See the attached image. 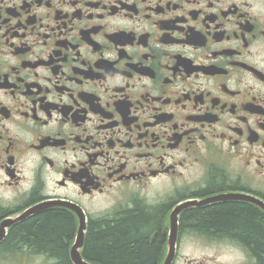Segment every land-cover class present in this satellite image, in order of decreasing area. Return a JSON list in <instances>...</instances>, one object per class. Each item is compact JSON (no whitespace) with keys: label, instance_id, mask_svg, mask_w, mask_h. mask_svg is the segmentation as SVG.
Returning a JSON list of instances; mask_svg holds the SVG:
<instances>
[{"label":"flooded vegetation","instance_id":"flooded-vegetation-1","mask_svg":"<svg viewBox=\"0 0 264 264\" xmlns=\"http://www.w3.org/2000/svg\"><path fill=\"white\" fill-rule=\"evenodd\" d=\"M50 202L79 207L85 235L104 213L164 207L160 264L179 208L172 264H264L201 218L264 216V0H0V264L56 263L4 245L44 211L72 215L74 243L71 208L17 219Z\"/></svg>","mask_w":264,"mask_h":264},{"label":"trees","instance_id":"trees-1","mask_svg":"<svg viewBox=\"0 0 264 264\" xmlns=\"http://www.w3.org/2000/svg\"><path fill=\"white\" fill-rule=\"evenodd\" d=\"M164 214V207L137 206L95 217L85 235L83 257L99 264H160L164 244L160 223ZM201 218L204 229L236 237L256 253L264 254V216L255 209L229 204L203 213ZM75 231L72 215L53 209L17 226L4 245L29 246L52 257L55 264H72L70 248Z\"/></svg>","mask_w":264,"mask_h":264},{"label":"water","instance_id":"water-1","mask_svg":"<svg viewBox=\"0 0 264 264\" xmlns=\"http://www.w3.org/2000/svg\"><path fill=\"white\" fill-rule=\"evenodd\" d=\"M55 206V205H61L64 207H68L71 208L73 211H75L78 215H79V227H78V231H77V235H76V239L75 242L73 244V246L70 249V256H71V260L73 262V264H91L89 262H87L84 258L83 255L81 253V248L84 244V239H85V232H86V218H85V214L83 213V211L72 204H68V203H64V202H50V203H41L37 206H34L30 209H28L26 212H24L22 214L21 217L17 218V219H22L34 212L40 211L42 209H44V207L47 206ZM179 208H177L176 210L173 211L172 216H171V220H172V225L170 228V235H169V242H168V252L166 255V258L163 262V264H171L173 262L174 256H175V252H176V232H177V226H176V214L178 213ZM16 219V220H17ZM15 219H8L6 220L7 222L2 224V227H6L7 225L11 224L10 222L13 221ZM2 232V229H1ZM0 232V234H2Z\"/></svg>","mask_w":264,"mask_h":264},{"label":"rangeland","instance_id":"rangeland-1","mask_svg":"<svg viewBox=\"0 0 264 264\" xmlns=\"http://www.w3.org/2000/svg\"><path fill=\"white\" fill-rule=\"evenodd\" d=\"M184 250L186 252V256L190 258L201 259L204 256L216 253L218 256L217 260H228L229 259V248L228 247H219L218 245L210 246L203 243L197 242H188L184 246ZM230 260V259H229ZM31 264H44L42 261L36 259L32 261ZM184 264V263H183Z\"/></svg>","mask_w":264,"mask_h":264}]
</instances>
